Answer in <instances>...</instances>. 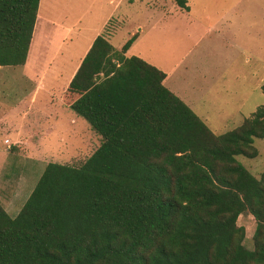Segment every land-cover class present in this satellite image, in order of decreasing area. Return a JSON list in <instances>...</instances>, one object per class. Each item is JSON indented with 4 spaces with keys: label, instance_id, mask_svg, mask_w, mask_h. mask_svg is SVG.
Masks as SVG:
<instances>
[{
    "label": "trees",
    "instance_id": "trees-1",
    "mask_svg": "<svg viewBox=\"0 0 264 264\" xmlns=\"http://www.w3.org/2000/svg\"><path fill=\"white\" fill-rule=\"evenodd\" d=\"M38 1L0 0V66L24 63ZM134 38L92 40L60 102L101 140L77 166L47 162L14 216L0 204V264H264V170L236 160L256 157L264 104L213 133L162 70L124 55Z\"/></svg>",
    "mask_w": 264,
    "mask_h": 264
},
{
    "label": "rangeland",
    "instance_id": "rangeland-1",
    "mask_svg": "<svg viewBox=\"0 0 264 264\" xmlns=\"http://www.w3.org/2000/svg\"><path fill=\"white\" fill-rule=\"evenodd\" d=\"M250 1L247 0L243 5L244 13L239 17L238 25H243L245 29V40L250 36L254 37L252 48L236 50V56L229 53L225 60L227 62L221 63L220 74L211 87L209 82H198L191 74L183 75L185 85L182 90L195 99L190 107L215 134L237 126L257 106L264 104V95L257 88V84L264 83V0H254L249 4ZM218 5L225 7L227 4ZM111 7L106 0H96L93 3L86 0H39V15L49 18L53 16L58 24L55 28L58 37L49 50L50 47L46 49L47 45L44 43L45 35H48L46 29L43 27V32L36 30L32 48L35 42H38L39 47L35 48L34 53L30 50L29 57L33 58L30 61L35 63L42 51L46 52L48 58L54 50L52 63L54 66L59 65L61 71L54 76V82L47 75L44 90L34 94L33 101L30 100L33 83L22 74L17 75V67L15 77L13 70H10L8 77L0 79V204L10 216L16 214L47 162L77 166L92 153L101 140L82 117L60 102L59 92L64 90L62 86L71 70L70 66L90 36L89 29L99 24L100 18L97 15L92 17L90 13L101 8L102 16ZM48 11L51 12L50 15ZM110 14L109 19L112 20L109 24L113 21L116 28H111L105 38H109L108 42L113 47L118 48L128 33L135 31L139 36L126 51V55L138 56L150 64L162 66V69L170 68L174 61L181 59L185 50L174 43V40L167 39L168 34L163 33V30L147 31L148 27L137 30L136 24L141 25L143 19L139 12H133L131 19L123 22L116 19V13ZM38 35L42 37L41 40ZM38 53L41 55L35 58L34 55ZM68 55H71L70 61ZM191 56L195 57V63L203 65L204 55L201 49L194 47L185 55L186 58ZM181 79L182 76L178 74L177 80ZM195 84L200 85L204 91L201 97L198 85ZM230 119L237 123H231ZM16 127L19 129L16 130ZM18 131L23 136L20 139L15 135ZM35 134L37 137L31 138ZM252 144L257 150L256 157L236 156V160L254 176H258L264 170V137L254 138ZM236 224L243 226L242 243L250 248L254 228L252 217L248 213H242L237 217Z\"/></svg>",
    "mask_w": 264,
    "mask_h": 264
},
{
    "label": "crops",
    "instance_id": "crops-1",
    "mask_svg": "<svg viewBox=\"0 0 264 264\" xmlns=\"http://www.w3.org/2000/svg\"><path fill=\"white\" fill-rule=\"evenodd\" d=\"M86 1L93 3L96 0ZM251 1L249 4L252 3ZM106 2L112 6L106 14L101 16V8L90 13L92 14V17L97 15L100 18L98 20L99 24L89 29L90 36L86 44L83 46L81 53L79 56L77 55V59L70 66L71 70H69L62 88H65L67 85L94 37L98 34L105 37L111 28H116V26L113 25V21L109 24L112 20L111 18L109 19V16L111 15L110 13L112 12L113 14L116 13V19L122 22L125 19H131L133 12H139L143 19L141 25L139 23L136 24L138 31H141L143 27H148L147 31L163 30V33L168 34L167 39L174 40V43L185 50L181 59L174 61L170 68L162 69V66H159L158 64L154 66L161 69L165 73V77L163 79L164 86L178 96L189 108H192L190 105H192V102L195 99L191 95H186V93L182 90L185 85L183 75L191 74L196 80H198V82H202L203 80L209 82L208 85L211 87L213 85V81L220 74L219 68L221 63L227 62L225 60L228 59L229 53L236 56L234 51L241 50L246 47L252 48L251 45L253 44L252 42L254 41V37L250 36L248 40H245V29L242 27L243 25H238L240 24L238 19L241 17L242 13H244L243 5L247 3V0H186V10L179 8L170 0H106ZM218 3H226L227 5L225 7H220ZM247 12L249 11H246V13ZM47 13L48 15L51 14L50 11ZM127 15L129 16L126 17ZM52 17L53 16L49 18L39 15L37 5L36 18L24 63L18 66H0L1 80H3L6 76H9L8 74L11 72L10 70H13L12 74L13 77H15L14 71L15 67H17V75L21 76L22 74L29 82L33 83L34 88L30 97L31 101L35 98L34 94L40 90H44L46 86L44 80H46L47 75L49 74L50 81L54 82V76H57L61 71L59 65L54 66L52 63L54 60V50L52 51L53 54L48 58L45 51L41 52L42 55L40 53H38V55H34L35 58L41 55L35 63L30 61V59L33 58L29 57L31 56L30 50L34 53L35 48L39 47L37 46L38 42H35L32 48L36 30V32H43V27L46 29V33H48V35H45L44 42L47 45L46 49L50 47L49 50H51L52 43L55 45V40L58 37V32L55 28L58 24ZM237 28H239V30ZM133 34L135 35V38L131 42L128 49L135 42L137 36H139L138 32L130 31L127 38L122 42L123 44L125 40ZM38 37H40L39 40L42 39L40 35H38ZM105 39L109 41V38ZM120 46L116 49H119ZM194 47L202 50L204 55L203 65L195 63L194 56H191V58L185 57L188 51ZM126 51L124 52V55L129 56L125 54ZM70 57L71 55H68L69 61L71 60ZM197 61L198 60H196V62ZM192 63L195 65L193 66ZM178 74L182 76L181 80H177ZM258 85L260 87L261 84H257V88H259ZM194 90L196 91V89ZM61 92H59V100ZM203 92L204 91L201 89L200 85H198V94H200V97ZM191 110L193 111V108ZM219 112H217V114ZM231 117L232 116H230V118ZM230 122L237 123L236 120L232 122L231 119ZM234 127L236 126H232V128ZM18 129L19 127H16V130ZM15 135L19 139L23 137L19 131L16 132ZM36 137L37 134H35V136H31V138Z\"/></svg>",
    "mask_w": 264,
    "mask_h": 264
}]
</instances>
